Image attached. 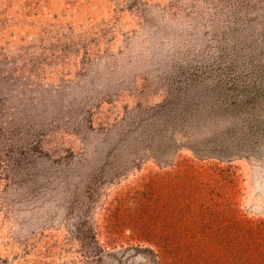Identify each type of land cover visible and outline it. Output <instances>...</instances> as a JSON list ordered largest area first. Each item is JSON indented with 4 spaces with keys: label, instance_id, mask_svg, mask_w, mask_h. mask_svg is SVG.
Here are the masks:
<instances>
[{
    "label": "rangeland",
    "instance_id": "obj_1",
    "mask_svg": "<svg viewBox=\"0 0 264 264\" xmlns=\"http://www.w3.org/2000/svg\"><path fill=\"white\" fill-rule=\"evenodd\" d=\"M0 264H264V0H0Z\"/></svg>",
    "mask_w": 264,
    "mask_h": 264
}]
</instances>
